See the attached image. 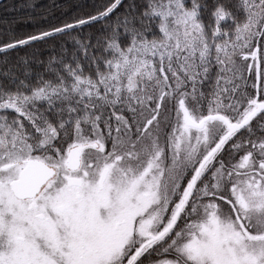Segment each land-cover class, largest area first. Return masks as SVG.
<instances>
[{
    "label": "snow or ice",
    "instance_id": "1",
    "mask_svg": "<svg viewBox=\"0 0 264 264\" xmlns=\"http://www.w3.org/2000/svg\"><path fill=\"white\" fill-rule=\"evenodd\" d=\"M0 264H264V0L0 39Z\"/></svg>",
    "mask_w": 264,
    "mask_h": 264
},
{
    "label": "trees",
    "instance_id": "2",
    "mask_svg": "<svg viewBox=\"0 0 264 264\" xmlns=\"http://www.w3.org/2000/svg\"><path fill=\"white\" fill-rule=\"evenodd\" d=\"M96 0H5L0 4V39L24 37L31 33L49 30L73 17L92 10ZM37 43L32 47L14 50L9 56H24L36 51L42 59H47L50 44Z\"/></svg>",
    "mask_w": 264,
    "mask_h": 264
},
{
    "label": "water",
    "instance_id": "3",
    "mask_svg": "<svg viewBox=\"0 0 264 264\" xmlns=\"http://www.w3.org/2000/svg\"><path fill=\"white\" fill-rule=\"evenodd\" d=\"M3 1H5V0H0V4H1Z\"/></svg>",
    "mask_w": 264,
    "mask_h": 264
}]
</instances>
